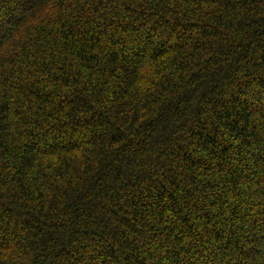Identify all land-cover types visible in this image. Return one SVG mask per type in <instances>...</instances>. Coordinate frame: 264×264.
<instances>
[{"label":"trees","instance_id":"16d2710c","mask_svg":"<svg viewBox=\"0 0 264 264\" xmlns=\"http://www.w3.org/2000/svg\"><path fill=\"white\" fill-rule=\"evenodd\" d=\"M0 264H264V0H0Z\"/></svg>","mask_w":264,"mask_h":264}]
</instances>
